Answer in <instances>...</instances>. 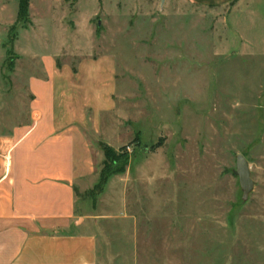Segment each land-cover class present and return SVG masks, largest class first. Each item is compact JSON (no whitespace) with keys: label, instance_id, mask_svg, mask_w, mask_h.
Wrapping results in <instances>:
<instances>
[{"label":"rangeland","instance_id":"obj_1","mask_svg":"<svg viewBox=\"0 0 264 264\" xmlns=\"http://www.w3.org/2000/svg\"><path fill=\"white\" fill-rule=\"evenodd\" d=\"M17 10L0 0V126L25 121L45 58L75 75L101 63L113 108L87 133L90 180L100 143L129 162L77 205L80 222L116 226L92 230L105 250L146 264H264V0H29L25 21ZM237 154L254 182L246 202Z\"/></svg>","mask_w":264,"mask_h":264},{"label":"crops","instance_id":"obj_2","mask_svg":"<svg viewBox=\"0 0 264 264\" xmlns=\"http://www.w3.org/2000/svg\"><path fill=\"white\" fill-rule=\"evenodd\" d=\"M184 1L207 8L234 2ZM42 66L44 75L29 79L25 121L0 126V264H146V254L105 250L107 235L92 231L116 226L80 222L79 190L97 185L87 133L96 135L99 117L113 108L103 97L101 63L82 65L76 75L48 58Z\"/></svg>","mask_w":264,"mask_h":264},{"label":"trees","instance_id":"obj_3","mask_svg":"<svg viewBox=\"0 0 264 264\" xmlns=\"http://www.w3.org/2000/svg\"><path fill=\"white\" fill-rule=\"evenodd\" d=\"M18 1V10H17V21H25L27 19L28 10H29V0H17ZM66 1V0H64ZM76 1V0H74ZM12 44V43H10ZM11 60H9V68L11 67ZM100 148L103 153V169L100 173L99 182L96 185V190H100L101 187L106 183L107 179L111 175L122 174L125 172V168L129 162V156L125 153H115L113 149L105 144H100Z\"/></svg>","mask_w":264,"mask_h":264},{"label":"water","instance_id":"obj_4","mask_svg":"<svg viewBox=\"0 0 264 264\" xmlns=\"http://www.w3.org/2000/svg\"><path fill=\"white\" fill-rule=\"evenodd\" d=\"M164 2L165 0H161V5L164 4ZM233 175L238 178V184L242 194L241 201L246 202L248 196L253 191L254 182L251 179L248 163L240 154L235 156V170L233 171Z\"/></svg>","mask_w":264,"mask_h":264}]
</instances>
